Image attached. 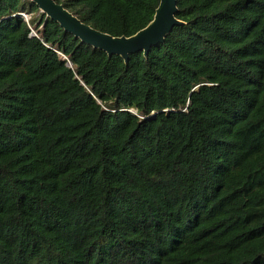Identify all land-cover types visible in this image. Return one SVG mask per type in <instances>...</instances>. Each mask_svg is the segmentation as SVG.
I'll list each match as a JSON object with an SVG mask.
<instances>
[{"label": "trees", "instance_id": "16d2710c", "mask_svg": "<svg viewBox=\"0 0 264 264\" xmlns=\"http://www.w3.org/2000/svg\"><path fill=\"white\" fill-rule=\"evenodd\" d=\"M54 1L117 38L160 0ZM176 6L125 64L0 0V264H264V0Z\"/></svg>", "mask_w": 264, "mask_h": 264}, {"label": "water", "instance_id": "95a60500", "mask_svg": "<svg viewBox=\"0 0 264 264\" xmlns=\"http://www.w3.org/2000/svg\"><path fill=\"white\" fill-rule=\"evenodd\" d=\"M36 5L40 13L58 24L65 33L81 43L107 56H119L126 64L137 53L146 55L152 48L162 44L173 28L181 25L175 15L177 0H160L150 24L131 37H111L84 24L62 4L54 0H27Z\"/></svg>", "mask_w": 264, "mask_h": 264}, {"label": "rangeland", "instance_id": "374dc122", "mask_svg": "<svg viewBox=\"0 0 264 264\" xmlns=\"http://www.w3.org/2000/svg\"><path fill=\"white\" fill-rule=\"evenodd\" d=\"M22 17L24 18V20H29L30 19V16L29 15H26V14H22ZM33 31V30H32ZM34 32V31H33Z\"/></svg>", "mask_w": 264, "mask_h": 264}, {"label": "built area", "instance_id": "2783aa9c", "mask_svg": "<svg viewBox=\"0 0 264 264\" xmlns=\"http://www.w3.org/2000/svg\"><path fill=\"white\" fill-rule=\"evenodd\" d=\"M26 20V19H25ZM31 35H35V33L33 31H31Z\"/></svg>", "mask_w": 264, "mask_h": 264}]
</instances>
